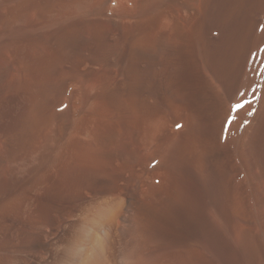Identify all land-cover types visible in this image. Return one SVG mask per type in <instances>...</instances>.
<instances>
[{
  "label": "rangeland",
  "instance_id": "obj_1",
  "mask_svg": "<svg viewBox=\"0 0 264 264\" xmlns=\"http://www.w3.org/2000/svg\"><path fill=\"white\" fill-rule=\"evenodd\" d=\"M20 1L0 0V235L5 240L14 235H51L47 247L52 254L67 250L69 239L80 229H89L93 237L97 232L102 235L97 226L104 223L112 231L108 243L113 251L134 249L144 255L145 264H264V74L258 78L241 74V69L250 67L257 21L264 16L256 11L259 1L209 0L204 14L208 52L213 58L216 50L226 69L214 79L225 99L242 98L243 103L234 107L230 127L221 120L222 108L208 100L200 98L178 109L173 137L158 143L151 165L154 173L165 167L163 181L170 196L162 200L158 214L133 219L128 217V194L114 193L108 179H130L129 191L138 198L143 184L139 179L149 169L142 164L134 134H124L117 146L102 147L100 171L74 167L72 174H66L72 183L65 181L58 188L55 154L69 140L80 116L97 103L102 84L99 79L73 76L56 79L55 67L51 76L42 77L38 69L44 68L49 52L55 53V0H33L36 3L12 20L10 10ZM43 79L49 81L50 89L35 100L36 89H32ZM167 80L144 88H162L168 82L181 97L191 91L211 96L202 78ZM109 82L116 86L121 80ZM36 101L37 115L33 112Z\"/></svg>",
  "mask_w": 264,
  "mask_h": 264
},
{
  "label": "bare ground",
  "instance_id": "obj_2",
  "mask_svg": "<svg viewBox=\"0 0 264 264\" xmlns=\"http://www.w3.org/2000/svg\"><path fill=\"white\" fill-rule=\"evenodd\" d=\"M257 1H259L257 13H264V0ZM32 2L35 1L22 0L16 3L10 10L9 18L16 20L17 16L27 10ZM208 2L209 0H55V14L53 13L55 15V53L49 52L51 54L43 61L45 62L44 68L38 70L45 78L55 67L56 79L62 80L69 76L82 80L99 79L102 81L100 84L103 89L97 95V103L94 102L87 114H84V117H77L80 119L79 123L77 122V127L69 135V140L64 146L57 147L59 151L55 154V169L58 188H62L65 181L68 182L66 174H72L74 167L83 171L101 168L102 162L99 154L102 147L117 146L116 144L122 142L124 134H134L136 138L133 139H136L143 157L142 164L149 169L142 178L137 177L143 182L138 198L134 196L136 192L129 191L130 179H125L124 182H117L113 178L108 179L109 188L116 194L124 192L128 194L126 207L129 219L130 217L131 219L150 217L160 212L162 200L170 196L166 194L167 184L163 181L166 171L164 166H160L157 173H154L151 165L157 156L155 151L159 148V144L167 142L163 141L164 137L167 136L169 139L173 137L174 123L177 122L175 119L179 115L178 109H183L190 102H197L200 98L208 100L211 105L222 108L221 120L224 124L227 122L228 126L234 107L243 103L242 98L234 101L225 99L220 85L214 79V75L223 74V66L219 62L220 54V59H217L219 58L218 52L214 53L216 50H213L214 57L211 58V53H209L211 50L207 47L204 14ZM51 11L53 12L52 9L49 10ZM263 17L262 21L261 18L257 21L258 35L251 46L250 67L241 69V74L244 76L251 73L249 75L258 78L264 74ZM179 77L192 78L194 81L202 78L206 93L208 91L211 96L205 98L204 93L200 91L188 92L187 97L178 96L174 86L170 88V85H174L171 83L172 80L169 82L171 84L167 82L162 88H157L156 84V89L144 88L153 86V81L161 83L164 79L168 81L167 79L174 78L175 80ZM111 78H119L121 83L119 85L117 83L116 87L109 82ZM161 84L158 83L160 86ZM48 86L50 83L46 79H43L38 87L34 86L36 88L32 90L36 89L35 100L40 97L41 93L48 92L47 90L50 89ZM38 108L39 101H36L33 111L35 115H37ZM30 117L32 118L31 114ZM216 152H218L217 149ZM195 162L197 163L198 160L193 163ZM137 167L130 173H134ZM77 175L79 176V173ZM161 194L163 195L159 196ZM126 219L125 217L124 220ZM97 227L102 235L97 232L99 235L96 233L93 237V233L90 236L89 229H80L75 236L69 239L70 241L68 240L67 250L55 251L52 254L47 247L51 237L49 234L50 237L44 235L35 238L26 233L25 237L12 235L13 237L6 240L1 234L4 241H0V248L4 247V251L0 250V264H36L35 256L44 264L50 254L52 259L47 264H145L144 255L134 249H123L119 253L113 251L111 244L108 243L112 238L111 228L105 226L104 223ZM134 239L136 240L135 237Z\"/></svg>",
  "mask_w": 264,
  "mask_h": 264
}]
</instances>
